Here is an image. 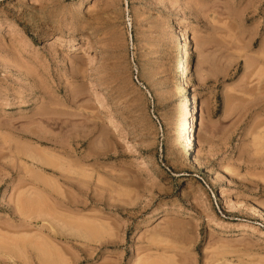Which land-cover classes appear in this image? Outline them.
Listing matches in <instances>:
<instances>
[{
  "label": "rangeland",
  "instance_id": "1",
  "mask_svg": "<svg viewBox=\"0 0 264 264\" xmlns=\"http://www.w3.org/2000/svg\"><path fill=\"white\" fill-rule=\"evenodd\" d=\"M33 247L264 264V0H0V264Z\"/></svg>",
  "mask_w": 264,
  "mask_h": 264
},
{
  "label": "bare ground",
  "instance_id": "2",
  "mask_svg": "<svg viewBox=\"0 0 264 264\" xmlns=\"http://www.w3.org/2000/svg\"><path fill=\"white\" fill-rule=\"evenodd\" d=\"M57 41H58V42L60 41L59 38H58ZM257 96H258V95H257ZM257 100H258V98H257ZM191 113H192V115L195 116V118H194V135L196 134V137L194 136V141H195V140H198V141H199V140L201 139L202 129H203V126H204V118H203V116H202L201 114H200L199 118L197 117L198 119L196 118L197 113H198V110H197V108H196L195 106L193 107V112H191ZM22 199H24V198H22ZM22 199H21L20 202H22ZM28 199H30V198H26V200H28ZM26 200L24 199V201L22 202V205H20V203H19V204H18V203L16 204L18 207H21V210H20V211L18 210L16 213L22 211L21 213H23L24 215L21 214V216L24 217V220H25V217H29V216H31V217L33 218V216H32L33 214H36V216H37V214L39 213L40 216H41V215L43 216V214L46 212V210L43 209V208H44L43 205L45 206V204H43L42 201H39L40 199H39V200H38V199H35L36 201H35L34 199H33V200L31 199L30 201H29V200L26 201ZM37 200H38V201H37ZM41 202H42V203H41ZM42 204H43V205H42ZM41 205H42V206H41ZM45 208H46V207H45ZM15 209H16V208H15ZM17 209H18V208H17ZM42 209L44 210V212H42V211H43ZM42 213H43V214H42ZM31 214H32V215H31ZM39 215H38V216H39ZM44 215H45V214H44ZM38 216H37V217H34V219H35V218H38ZM40 216H39V217H40ZM26 221H27V220H26ZM28 221H29V220H28ZM24 222H25V221H24ZM27 223H28V222H27ZM25 224H26V223H25ZM84 235H85V234H84ZM34 240H36V239H34ZM23 241H24V240H23ZM18 242H19V241H15V242H14V243H17V244H15V246L18 245V244H20V242H19V243H18ZM32 242H33V241L28 242V246H29V247L32 246L34 243H37V242H33V243H32ZM22 243H23V242L21 241V244H22ZM25 243H27V241H25ZM23 244H24V243H23ZM29 244H31V245H29ZM41 245H43V244H41ZM25 246H26V244H24L23 249L26 248ZM37 246H39V243H38ZM43 246H44V248H45V245H43ZM16 247H17V246H16ZM18 247H19V245H18ZM40 247H42V246H40ZM19 248H20V247H19ZM37 248H38V247H37ZM37 248H36V247H33V248H32V249H34V251H35V250L37 251L36 254L33 253V252L31 251V252H32L33 254H35V255H37V254L41 251V250H40L41 248H38V249H37ZM46 248H47V247H46ZM51 248H52V247H51ZM20 250H22V249H20ZM38 250H40V251H38ZM44 250H45V252H44V251H41L40 253H42V254L45 253L46 255H48V253H50V254L48 255L47 259L50 258V259H53V260L56 259L57 261H59V260H58V255H57V257L54 256V254L56 253V251H55V253L53 254L54 250L52 251V249H50L51 252H48V249H47V252H48V253H46V249H44ZM25 251H26V250H25ZM36 251H35V252H36ZM43 252H44V253H43ZM40 253H39V255H40ZM30 254H31V253H30ZM45 254H44V255H45ZM52 254H53L54 257H52ZM56 254H57V253H56ZM39 255H38V258H39V259L43 258L42 255H41V256H39ZM44 255H43V256H44ZM33 256H34V255H33ZM50 256H51V257H50ZM32 258H33V257H32ZM34 258H35V256H34ZM45 258H46V256H45ZM50 259H49V260H50ZM31 260H32V259H31ZM35 260H36V259H35ZM35 260H34V261H35ZM38 262H39V261H38ZM38 262H37V263H38ZM54 262H55V260L52 261V262H49L48 260H46V261L43 260V261H41V264H58V263H59V262H58V263H57V262L54 263ZM33 263H34V262H33ZM37 263H36V264H37ZM38 264H40V262H39Z\"/></svg>",
  "mask_w": 264,
  "mask_h": 264
}]
</instances>
